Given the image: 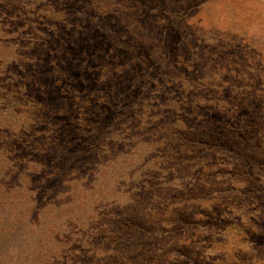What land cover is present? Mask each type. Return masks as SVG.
<instances>
[{
    "label": "rangeland",
    "instance_id": "obj_1",
    "mask_svg": "<svg viewBox=\"0 0 264 264\" xmlns=\"http://www.w3.org/2000/svg\"><path fill=\"white\" fill-rule=\"evenodd\" d=\"M21 55L66 151L139 136L41 178ZM0 264H264V0H0Z\"/></svg>",
    "mask_w": 264,
    "mask_h": 264
},
{
    "label": "trees",
    "instance_id": "obj_2",
    "mask_svg": "<svg viewBox=\"0 0 264 264\" xmlns=\"http://www.w3.org/2000/svg\"><path fill=\"white\" fill-rule=\"evenodd\" d=\"M22 57L19 58V61L17 64H15V72L16 73H10L8 70L6 72L7 76H6V81L9 82V84H6V95L5 97L9 96L8 94H11L12 96V100L14 102H20L23 97H27L25 95V93L28 91L29 87L31 86V88L37 86L35 82H27L28 84H26L27 86L25 87L23 85V83H20L19 81H17V78H15V74H18L20 72V68L28 66L29 64L32 65L33 62L35 63L34 59H30L29 57H26L25 55H21ZM41 61L39 60L40 64ZM54 69V68H53ZM6 72L4 75H6ZM16 79V83H14V80ZM14 83V84H12ZM12 87V88H11ZM38 87V86H37ZM29 100L25 105H23V107L26 110L27 113V117L30 118L29 123L30 125H28V128L31 129L32 134H29V137H33V141L28 144V146H25L24 148H22L23 143L19 142L18 139H15V141L13 142H9L7 141V144H11L12 146L19 145V150L20 149H24V151H26V149H29V154L28 156L31 158V162L33 161V164L40 166L41 170L39 169V171L37 173H39L40 177L42 178L43 176H55L56 174L59 173V171H61V168L63 167H68V166H73L72 169L74 168V166H94V165H100L101 161H103V158L97 157L99 156L98 153H94L95 151H99L100 153H104L105 149H114L115 145L118 144H122V142L127 141L130 142L133 138H136V136H139L137 133H132L130 137L128 136H119L115 141V143L108 142V143H90V144H83L82 141L78 138L80 137L79 135H74L69 137V141H70V150L66 151L65 147L60 144V140L57 138V134L60 132L59 130H56L60 123H57L56 125H52L50 123V117H57L59 112L58 110L55 111L56 109H48V107L46 105H44L41 101H38L36 99H33L31 97H27ZM36 100V101H35ZM97 101H93L92 103L96 104ZM77 105L79 107H75L74 104L71 105V108L73 109L74 107L77 108L75 110V115L74 116V121H72V125L68 127L69 130L71 131H75L76 127H81L80 126V122H79V111L84 110L83 106H85V104L83 105H79V103H77ZM102 106L106 109L107 106L105 104H102ZM76 111H78L76 113ZM73 112V110H72ZM84 116L88 117L87 113L83 114ZM106 116V112L104 111L103 113V117ZM142 121V117L139 121V124H141ZM138 124V125H139ZM41 127V131L40 133H38L35 129L36 128H40ZM23 128L20 129L19 134L22 132ZM34 133L33 135V132ZM78 133V131H77ZM179 132H177L178 134ZM42 134V136H41ZM46 134H48V136H46ZM113 138V135L112 137ZM118 140H122V141H118ZM162 140H165L166 143H164L162 146V152H168V149L172 150V153L174 154L171 159L176 160L178 163H180L179 165L183 164V155H184V151H181V146L182 143H179L178 147H175L173 145L170 144V142L168 141V131L167 129H165V133L162 135V137L160 138L159 141L155 142L156 146L159 144V142H162ZM140 141V140H136ZM105 142V140L103 141ZM136 142L132 143V145L129 146V148H133L136 147L137 144ZM145 144H150L152 143V139H145L144 141ZM3 144V143H2ZM78 146H83L85 149V151H80ZM10 153V152H8ZM90 156L92 159H87V157ZM99 159H97V158ZM96 158V159H95ZM9 161H14V158L12 160ZM48 166V167H45ZM43 168V169H42ZM14 170H17V166H14ZM14 170L12 171V167L8 169L9 172L11 173H15ZM46 180V178H45ZM46 195V194H45ZM68 257H63L62 260L63 261H68Z\"/></svg>",
    "mask_w": 264,
    "mask_h": 264
}]
</instances>
